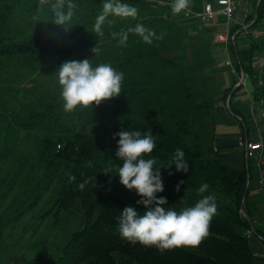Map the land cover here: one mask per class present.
Instances as JSON below:
<instances>
[{
  "label": "rangeland",
  "instance_id": "374dc122",
  "mask_svg": "<svg viewBox=\"0 0 264 264\" xmlns=\"http://www.w3.org/2000/svg\"><path fill=\"white\" fill-rule=\"evenodd\" d=\"M54 1L57 0H0V3L12 5L7 34L15 39L27 38L38 32L58 35L78 29L73 40L69 42L60 40L57 45L48 46L38 59H31L27 54H16L4 56L0 60V150L6 145L11 148L8 157L0 161V215L6 210H11L12 214L14 208L22 211L18 219L10 220L2 229L0 264H41L46 258L57 255L70 234L80 225L81 212L77 203L68 209H59L53 205L55 191L66 173L67 160L62 162L51 186L37 204L25 208L30 198L24 190L32 187L46 165L37 158L36 140L44 139L48 142L45 157L55 161L60 160L64 144L60 135L56 133L26 128L21 121L22 112L28 104H32L38 98L48 96L55 102L62 103L55 71L65 60L89 58L93 66L107 62L116 67L118 63L136 52H145L125 69L124 79L127 77L138 82L139 96L156 95L158 91H164V95H158L160 98L165 96L168 101H177L180 108L178 119L187 120L190 124L189 140L197 135L200 147L206 151L209 158L212 154L208 148L211 145L214 147L215 139H237L241 135V122L230 112L229 100H224L222 95L226 87H236L240 74L233 71L232 66L215 64L216 58L211 44L215 32H210L211 35L206 27L199 24L191 25L186 21L175 22L174 25H146L157 34L163 33V38L154 39L152 44H146L137 34L129 33L127 43L121 45L118 37H114L112 33L134 25H121L118 16L109 15L107 20L113 22L109 24L106 20L102 25L103 35L96 33L95 17L102 9L103 0H72L75 4L73 16L64 26L54 24V10L51 9ZM59 2H63L65 8L67 7L68 0ZM96 44L100 49L98 54L91 51ZM249 44L247 37L238 39L239 47H246ZM217 52L219 54V51ZM177 56L181 57V65L162 61L173 60ZM220 57L219 61L227 59V52L221 53ZM178 66H183V70L181 71ZM183 75L187 77L185 83L179 80ZM124 79L121 86L125 83ZM138 95L131 101L123 100L129 115L133 117L139 105ZM229 97L230 106L244 115L247 121L248 93L240 87L233 94L230 93ZM118 109L114 102L107 111L108 118L116 121L114 114ZM57 144H60L59 151H56ZM219 153L222 155L221 161L227 168L243 167V153L238 145L221 149ZM109 162L120 165L117 161L107 159L108 165ZM158 167H162L160 173L164 185L173 189V183L177 184L180 180L169 176L165 165L158 163ZM252 174L251 182L254 183L255 171L252 170ZM187 178L196 186L184 187L185 198L191 196L198 200L201 195L207 194L197 191L200 184L205 182L202 177L190 175ZM112 185L123 192L121 194L123 198L138 199L134 190L125 189L115 181H112ZM207 191L215 194L216 201L224 200L216 189L209 186ZM255 196H259L258 200L254 198ZM260 197L264 198V194L258 188L256 195L250 192L247 200L249 203L252 198L253 200L248 215L256 228L264 230V207H260L263 201L258 204ZM186 206L189 205L183 204L181 208ZM248 242L257 256L255 264H264V242L259 241L256 236L248 238Z\"/></svg>",
  "mask_w": 264,
  "mask_h": 264
},
{
  "label": "trees",
  "instance_id": "16d2710c",
  "mask_svg": "<svg viewBox=\"0 0 264 264\" xmlns=\"http://www.w3.org/2000/svg\"><path fill=\"white\" fill-rule=\"evenodd\" d=\"M54 3H59V0ZM251 3L254 6L255 0ZM263 6L264 0H260L255 10L258 17L261 16ZM11 7L9 3H0V60L4 56L16 54H27L31 59H38L48 46L57 45L60 40L64 42L73 40L78 30L73 29L58 35L38 32L27 38L15 39L7 34ZM236 29L237 26L230 27V34H234ZM244 37L235 34V42L228 45V52L235 72L239 74L242 71L250 77L253 84L252 96L258 104L260 99L264 98V73L261 76V84H257L254 58L261 46L257 42L249 41L248 46L239 47L238 39ZM142 53L145 52H136L125 61L118 63L115 68L124 73ZM162 61L178 65L182 63L179 56L174 57L173 60L162 59ZM178 68L183 70V66ZM179 80L185 83L187 77L183 75ZM124 81L119 95L103 100L99 105L90 108L77 106L71 111H66L63 101L57 103L47 96L36 99L23 109L21 121L26 128L56 133L60 135L64 144L60 160L55 161L45 157L48 142L44 139L36 140L37 158L46 165L42 175L34 181L32 187L24 190L30 198L25 208L37 204L51 186L62 162L67 160L66 173L55 191L53 205L59 209H68L77 203L81 212L79 227L70 234L57 255L46 258L41 264H255L257 256L254 255L244 231L251 226L255 232L264 234V231L256 228L248 215L251 209V204L247 200L248 195L255 187L258 188L255 182H251L252 172L247 171L244 164L241 169L227 168L221 161L220 150L215 149V145L208 148L209 153L212 154L209 158L206 151L200 147L197 135L189 140L190 124L187 120L178 119L180 108L177 101H168L165 96L162 98L158 96L164 95V91L142 97L138 95L140 93L138 82L131 81L127 77ZM240 87H226L222 95L224 100H229L230 112L244 120V115L230 106L229 94H233ZM136 95L140 100L133 117L129 115L123 100L131 101ZM114 102L119 107L114 114L116 121L108 118L107 114ZM128 128L139 129L142 132L150 128L152 134L156 135V148L150 154L156 157V166L161 163L167 167L175 155L174 150L177 148L183 150L188 171L177 172L174 166L166 168L168 175L169 171L172 172L169 176L184 181L179 191L175 190L177 185L175 183L173 189L164 185L161 193L162 196L167 197L168 205L179 211L183 204L191 206L197 201L191 196L186 198L183 196L184 187L196 186L187 178L190 175L202 177L210 187L223 196V201H216L217 212L212 217L208 235L197 246L160 249L154 245H144L124 238L119 234L117 217L120 215V209L125 205L135 204L136 200L123 198L121 196L123 192L112 185V181L120 184L119 177L116 176L117 170L109 167L106 160L122 164V161L115 157L118 137L114 139L113 134ZM10 152L9 146L2 148L0 161L5 160ZM89 160L92 161L91 167L87 164ZM105 168H108L110 173H103ZM70 175L75 179L69 180ZM86 179L88 183L85 187L78 188L77 184ZM137 207L143 210L142 206L137 205ZM15 209L14 216H11L13 214H10L11 210H6L0 215V236L2 229L10 220H16L21 216L22 211ZM241 210L244 211L245 216L241 214Z\"/></svg>",
  "mask_w": 264,
  "mask_h": 264
},
{
  "label": "clouds",
  "instance_id": "9594fccd",
  "mask_svg": "<svg viewBox=\"0 0 264 264\" xmlns=\"http://www.w3.org/2000/svg\"><path fill=\"white\" fill-rule=\"evenodd\" d=\"M189 0H173L172 11L179 13L188 6ZM54 10L56 25L64 26L71 21L75 4L68 0L67 7L63 2L51 5ZM109 15L118 17H136L138 8L128 0H103L102 9L95 17L94 30L103 35L102 25ZM109 24L113 21L107 20ZM129 33L137 34L146 44L163 38V33L157 34L152 28L137 22L134 26L112 33L118 37V42L125 45ZM94 54L100 52L97 44L91 50ZM60 85V96L63 107L71 111L77 106L90 108L99 105L101 101L116 97L121 93V84L124 73L113 67L111 63H99L93 66L91 59L65 60L55 71ZM116 140L115 157L122 161L117 166L109 162V167H115L120 184L128 190H134L138 199L135 204L125 205L120 209L117 217L119 234L127 239L144 245H154L160 249L179 246H197L209 233L212 217L217 212L216 196L208 192L209 185L203 182L198 187V193L204 194L191 206L179 211L167 204L166 196H158L164 190V182L160 169L156 166L157 159L150 155L156 148V135L151 129L120 130L113 134ZM175 155L166 168L174 166L177 172H187L188 163L184 159L183 150L177 148ZM92 166V161L87 162ZM165 168V167H163ZM103 173H110L105 168ZM172 172L169 171V175ZM75 179L69 176V180ZM88 180L77 184L83 189ZM184 181H178L176 191ZM137 205L142 206L141 210Z\"/></svg>",
  "mask_w": 264,
  "mask_h": 264
},
{
  "label": "built area",
  "instance_id": "2783aa9c",
  "mask_svg": "<svg viewBox=\"0 0 264 264\" xmlns=\"http://www.w3.org/2000/svg\"><path fill=\"white\" fill-rule=\"evenodd\" d=\"M259 1L255 0L252 11L246 4L239 6L241 0H214L213 2L204 3L200 10H192L190 7L181 10V15L184 19L197 20L204 25L211 24L218 17L225 21L224 31L217 32L213 39V42L220 46L225 54L226 52L228 54L227 59L217 63L218 66L233 67L232 60L229 58L228 45L235 42V34L247 37L248 41L259 43L261 49L254 58L257 84H261V76L264 73V6L260 17L255 12ZM234 26H237V29L234 34H230V27ZM233 68L232 70L235 71ZM239 74L240 76L235 86L243 87L249 95V119L246 121L245 119L242 120L240 116H236V119L242 124L241 131H243L240 137L237 138L238 146L243 153L245 169L251 172L252 170L255 171L256 186L264 194V98L260 99L259 103L256 104L252 91H248L245 85V79L249 76L242 71ZM251 85L253 89L252 82ZM59 150L60 144H57L56 151ZM241 214L245 216L242 210ZM244 235L247 238L256 236L259 241L264 242V234L255 232L252 226L245 229Z\"/></svg>",
  "mask_w": 264,
  "mask_h": 264
},
{
  "label": "crops",
  "instance_id": "0c3cea01",
  "mask_svg": "<svg viewBox=\"0 0 264 264\" xmlns=\"http://www.w3.org/2000/svg\"><path fill=\"white\" fill-rule=\"evenodd\" d=\"M132 4H135L136 7L138 6V15L136 17H119V23L121 25H135L137 22L143 23L144 25H174L175 22H189L191 25L193 24H199L201 26L206 27L207 32H217L224 31L225 29V21L223 19H220L219 17L213 20L211 24L204 25L200 23L197 20H187L184 19L181 15V11L179 13L172 11V3L173 0H128ZM214 0H189L188 6L192 10H200L204 3L206 2H213ZM253 0H241V3H239V6L246 4L250 8V11L253 10L252 2ZM238 8L237 12L239 13ZM142 11L140 14L139 12ZM212 35V33H210ZM210 34H206V36H209ZM214 39V38H213ZM211 44L213 45L212 52L216 58L215 64L219 60H221V53L225 54L224 50L216 45L213 40H211ZM219 51V54L218 52ZM223 60V59H222ZM256 187L254 190H252V193L254 192V195H256ZM261 192V191H260ZM262 193V192H261ZM255 199L258 200L259 196H255ZM263 198V197H262ZM260 197V200L258 204L260 205V202L263 201L260 205V207H264V198L262 199ZM251 199L250 203L252 204ZM259 207V206H258ZM256 210V209H255ZM251 218V217H250ZM256 224V222H255ZM263 230V228H262Z\"/></svg>",
  "mask_w": 264,
  "mask_h": 264
},
{
  "label": "water",
  "instance_id": "95a60500",
  "mask_svg": "<svg viewBox=\"0 0 264 264\" xmlns=\"http://www.w3.org/2000/svg\"><path fill=\"white\" fill-rule=\"evenodd\" d=\"M245 85L248 91H252V85H251L249 77L245 79ZM214 145H215V149L221 150L224 148L237 146L238 141L237 139H221V140H216Z\"/></svg>",
  "mask_w": 264,
  "mask_h": 264
}]
</instances>
